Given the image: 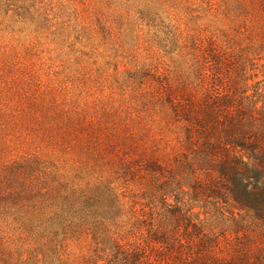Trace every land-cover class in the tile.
<instances>
[{
	"label": "trees",
	"instance_id": "1",
	"mask_svg": "<svg viewBox=\"0 0 264 264\" xmlns=\"http://www.w3.org/2000/svg\"><path fill=\"white\" fill-rule=\"evenodd\" d=\"M217 16L150 22L163 53L150 74V154L59 184L52 211L40 203L23 225L24 264H264V0ZM14 242L4 264L23 257Z\"/></svg>",
	"mask_w": 264,
	"mask_h": 264
},
{
	"label": "rangeland",
	"instance_id": "2",
	"mask_svg": "<svg viewBox=\"0 0 264 264\" xmlns=\"http://www.w3.org/2000/svg\"><path fill=\"white\" fill-rule=\"evenodd\" d=\"M207 1L217 14L233 3L0 0V264L15 239L16 264L27 262L28 219L40 203L52 211L59 184L148 157L150 74L163 54L150 27L214 24Z\"/></svg>",
	"mask_w": 264,
	"mask_h": 264
}]
</instances>
